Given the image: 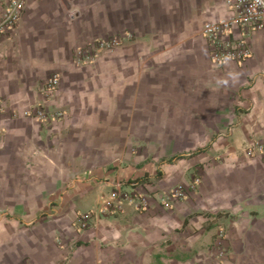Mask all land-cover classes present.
<instances>
[{
  "label": "crops",
  "instance_id": "0c3cea01",
  "mask_svg": "<svg viewBox=\"0 0 264 264\" xmlns=\"http://www.w3.org/2000/svg\"><path fill=\"white\" fill-rule=\"evenodd\" d=\"M232 16L226 0L26 1L0 39V264H264V159L244 152L264 139V25L234 26L243 66L217 68L202 34ZM99 36L124 43L76 65Z\"/></svg>",
  "mask_w": 264,
  "mask_h": 264
},
{
  "label": "built area",
  "instance_id": "2783aa9c",
  "mask_svg": "<svg viewBox=\"0 0 264 264\" xmlns=\"http://www.w3.org/2000/svg\"><path fill=\"white\" fill-rule=\"evenodd\" d=\"M27 0H2L3 10L0 11V39L9 36L18 26L22 19ZM233 11L230 19L206 22L202 28V34L210 47L211 58L217 68H223L228 64L236 63L243 66L252 56V48L249 40L244 37L235 36L234 26L246 27L255 30L264 25V0H226ZM124 38L119 36H99L85 46L76 48L74 61L76 65L86 66L93 64L100 54L110 52L122 46ZM58 89V76L50 77L42 91L50 96ZM48 112L43 109L36 110L33 115L48 118ZM57 116V113L54 114ZM0 139L2 133L0 131ZM248 154H264V141L249 144L246 148ZM118 194L122 184L117 183ZM174 197L184 195L183 189L175 188L171 191ZM93 211L84 212L78 215L75 224L80 228H89L94 220ZM69 251H73L69 247ZM71 257H66L69 262Z\"/></svg>",
  "mask_w": 264,
  "mask_h": 264
},
{
  "label": "rangeland",
  "instance_id": "374dc122",
  "mask_svg": "<svg viewBox=\"0 0 264 264\" xmlns=\"http://www.w3.org/2000/svg\"><path fill=\"white\" fill-rule=\"evenodd\" d=\"M258 141H264V139H259V140H256L255 142H258ZM255 142H254V143H255ZM251 144H253V143H251ZM248 145H249V144H245V148H244V149H245L244 152L247 154L248 157H251V158H262V159H264V154H262V155H261V154H256V155H254V156L248 154V152L246 151V148H247ZM200 183H201V176H200L199 174H194V176L191 178L190 185H189V187H188L189 191H190V192L197 191L198 188H199V186H200ZM177 188L183 189L184 194H185L186 192H188L187 189L184 188L183 186H181V187H177ZM180 198H185V197H184V196H179L177 199H180ZM218 236H219L220 238H222V239H225V238L228 239V234H227V232H226V228H225V229L222 228ZM221 255H222V254H221ZM222 256H223V255H222ZM222 256H221V257H222Z\"/></svg>",
  "mask_w": 264,
  "mask_h": 264
}]
</instances>
